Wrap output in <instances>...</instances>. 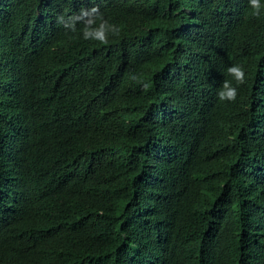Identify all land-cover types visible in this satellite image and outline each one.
Instances as JSON below:
<instances>
[{"label": "trees", "instance_id": "trees-1", "mask_svg": "<svg viewBox=\"0 0 264 264\" xmlns=\"http://www.w3.org/2000/svg\"><path fill=\"white\" fill-rule=\"evenodd\" d=\"M259 3L0 0V264H264Z\"/></svg>", "mask_w": 264, "mask_h": 264}, {"label": "clouds", "instance_id": "clouds-1", "mask_svg": "<svg viewBox=\"0 0 264 264\" xmlns=\"http://www.w3.org/2000/svg\"><path fill=\"white\" fill-rule=\"evenodd\" d=\"M251 6L256 9L257 11L260 8V3L259 0H250ZM93 11H96V9H93ZM72 18H70L71 20ZM94 20H90L87 23L88 24H94ZM66 27H68L66 25ZM105 28L106 25L105 24H101L100 27L98 29H96L94 32L86 25L84 28V38L85 39H98L99 41H101L102 43H106V35H105ZM71 29L73 31H75V24L73 23L71 25ZM113 32H118V29H116L115 27L112 28ZM228 72L230 74H232L235 79L237 80L238 83H243L244 82V71L241 67L239 66H231L228 68ZM236 94H237V90L234 87H231L229 82L225 81L223 84V90H221L218 93L219 99L220 100H235L236 98Z\"/></svg>", "mask_w": 264, "mask_h": 264}]
</instances>
